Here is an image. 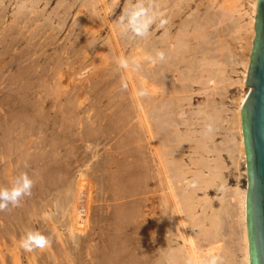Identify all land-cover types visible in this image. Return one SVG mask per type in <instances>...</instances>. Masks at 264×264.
<instances>
[{
  "label": "rangeland",
  "instance_id": "rangeland-1",
  "mask_svg": "<svg viewBox=\"0 0 264 264\" xmlns=\"http://www.w3.org/2000/svg\"><path fill=\"white\" fill-rule=\"evenodd\" d=\"M14 1L0 0V187H9L22 171L35 184L32 195L25 197L20 207L0 212V264H141L144 255L141 242L152 240L145 236L142 218L137 220V216L146 213L149 220L144 223L154 231L158 222L155 219L165 211L162 206L167 200L172 204L173 196L151 177L153 153L146 151L138 120L133 118L135 110L128 105L129 83L110 70V63L98 69L94 66L96 53L89 46L90 36L85 33L80 37L71 17L60 32L56 30L58 34L54 28L44 31L43 25H38L48 16H52L53 26L58 23L56 15L50 14L55 1L44 11V4L35 9L39 23L27 22L26 26L23 23L24 27L13 20ZM207 1L193 0L190 8L195 9L201 3L202 9ZM221 1L215 0L214 4ZM122 3L110 17L111 22L118 18ZM183 11L182 15H186L187 9ZM35 28L39 29L38 36ZM108 28L106 24L100 35L95 36L98 47L110 35ZM229 44L240 54L246 53L240 51L242 42ZM237 71L242 72V68ZM237 94V87L228 88L225 105H231L230 97ZM203 101L204 96L197 95L192 103L197 107ZM220 131L216 142L224 135ZM188 147L185 144L183 153L176 156L182 155L187 171L190 168L189 172L199 170L206 175L202 159L206 161L210 156L201 149L191 152ZM166 156V165L173 167V156ZM193 159L198 162L193 164ZM222 159L228 187L245 189L243 165L236 170L227 154ZM187 178L190 180V174ZM218 186L208 188L206 196L204 191L197 192L200 200L197 214L203 215L200 219L208 213L206 209L201 214L203 198L211 200L214 209L219 207ZM78 195L82 197L78 202L81 215L75 218L74 201ZM151 209L155 213L148 215ZM136 222H140L139 227ZM196 229L193 228V233L198 232ZM26 230H39L49 236L51 246L25 252L19 240ZM156 235L152 238L161 237Z\"/></svg>",
  "mask_w": 264,
  "mask_h": 264
},
{
  "label": "bare ground",
  "instance_id": "bare-ground-1",
  "mask_svg": "<svg viewBox=\"0 0 264 264\" xmlns=\"http://www.w3.org/2000/svg\"><path fill=\"white\" fill-rule=\"evenodd\" d=\"M54 1L55 6L50 14L56 15L58 27L53 26L52 16L45 17L44 23L38 25H43V30L48 29L47 31L54 28L55 34H58L56 30L60 32L71 17L72 26L76 28L77 34L80 37L85 33L90 36L91 45H88L96 53L94 66L98 69L110 63L109 66L112 67L110 70L127 80L129 85H126L131 96L129 97L131 103L128 105L135 110L136 117L133 118L138 120L146 151L153 153L154 171L151 173L154 172V175L151 177L162 189L170 190L169 193L173 196L172 204L167 200L162 206L165 211L160 210V217L155 219L158 222L154 231L144 223L149 220L146 213L140 212L143 216L139 218L137 216V220L142 218L140 220L142 229L147 231L144 235L151 237L149 239L152 240H146L145 243L140 241L142 246L140 244L139 246L144 253L141 264H202L210 254L221 256L223 264H249L245 224L246 188L228 187L223 177L226 166L222 155L225 153L227 157L229 156L236 170L242 164L244 167L242 174L246 179L240 109L250 89L245 87V83L256 0H220L217 5L214 4L215 0H209L207 4H202V9L201 3L196 4L195 9H191L190 4L193 0H152L155 8L165 14L164 18L169 23L159 27L157 21L151 25L145 37H132L120 31L118 18L122 11L129 7L131 0L124 3L122 0H15L13 20L22 27L26 26L27 22H38L40 16L37 10L35 13V9L44 4L42 7L44 11ZM121 3L123 6L118 18L111 22L110 17ZM186 9L187 14L182 15ZM106 24L110 35L106 34L108 37L98 47L95 45V38L100 35L99 31ZM39 33L35 31L37 36ZM230 42H242L240 51L246 53L240 54L229 44ZM158 51L164 52V60L157 57ZM121 59L127 61L126 67L119 66ZM238 68H242V72L237 71ZM230 87H237L238 94L230 97L231 105L228 106L225 105V101L228 100ZM197 95L204 96V101L194 107L192 102ZM218 131L224 135L216 142ZM185 144L189 146L191 152L201 149L202 153L210 156V159L205 158L206 161L202 159V164L207 169L206 175L199 170L189 172L190 168L187 171L182 155L176 156V153H183ZM166 155L173 156L171 168L167 166L168 162L164 161ZM192 162L195 164L198 161ZM188 174L190 180L187 178ZM192 182H195L196 187L190 186ZM216 184L219 185L218 190L221 192V197L219 196L217 200L219 207L214 209L211 200L203 198L201 214L208 210L204 222L203 218L200 219L203 215L200 216L199 213V217L196 210L198 204L200 205L197 192L204 191L203 195L206 196V190ZM81 198V195H78L74 201L75 218L81 215L78 211V202ZM144 208L147 209L145 206ZM151 210L148 215L155 213L153 209ZM194 227L197 228V233H193ZM154 235L158 237V239L155 237L157 240L152 238Z\"/></svg>",
  "mask_w": 264,
  "mask_h": 264
},
{
  "label": "water",
  "instance_id": "water-1",
  "mask_svg": "<svg viewBox=\"0 0 264 264\" xmlns=\"http://www.w3.org/2000/svg\"><path fill=\"white\" fill-rule=\"evenodd\" d=\"M245 87L240 109L246 158L245 224L249 264H264V0H256Z\"/></svg>",
  "mask_w": 264,
  "mask_h": 264
},
{
  "label": "clouds",
  "instance_id": "clouds-1",
  "mask_svg": "<svg viewBox=\"0 0 264 264\" xmlns=\"http://www.w3.org/2000/svg\"><path fill=\"white\" fill-rule=\"evenodd\" d=\"M164 15L163 12L155 8L152 0H135V3L122 11L117 23L122 34L130 33L135 37H145L148 35L151 25L157 21H159V27H164L169 23ZM157 57L164 60V52L158 51ZM119 66L126 67L127 61L121 59ZM34 184V179L27 172H21L14 178L9 187H0V212L10 207H20L23 199L32 195ZM190 186L196 187L195 182H192ZM19 246L25 252L42 250L51 246V238L39 230H26L19 240ZM202 264H223V260L219 255L210 254L202 261Z\"/></svg>",
  "mask_w": 264,
  "mask_h": 264
}]
</instances>
